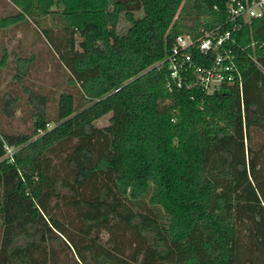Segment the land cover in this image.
<instances>
[{
    "label": "trees",
    "instance_id": "obj_1",
    "mask_svg": "<svg viewBox=\"0 0 264 264\" xmlns=\"http://www.w3.org/2000/svg\"><path fill=\"white\" fill-rule=\"evenodd\" d=\"M9 1L0 28L34 22L82 104L60 91L47 127L27 89L30 132L0 130V264H264V12L231 33L240 88L204 92L157 63L229 0Z\"/></svg>",
    "mask_w": 264,
    "mask_h": 264
},
{
    "label": "rangeland",
    "instance_id": "obj_2",
    "mask_svg": "<svg viewBox=\"0 0 264 264\" xmlns=\"http://www.w3.org/2000/svg\"><path fill=\"white\" fill-rule=\"evenodd\" d=\"M17 9L9 0H0V17L15 14ZM138 15V13H135ZM40 26H53L50 17L40 19ZM128 26L124 16L117 20V31L122 33ZM25 69V73L17 74ZM27 89L45 97L48 126L54 123L57 95L70 90L82 104L76 87L67 81L66 70L57 63L56 58L39 36L38 27L32 21H20L0 28V130L8 133L31 130L32 105L27 100ZM12 98L8 109L3 101ZM80 100V101H79ZM109 113L94 120L95 125L107 122ZM47 126V125H46ZM1 235V230H0Z\"/></svg>",
    "mask_w": 264,
    "mask_h": 264
},
{
    "label": "built area",
    "instance_id": "obj_3",
    "mask_svg": "<svg viewBox=\"0 0 264 264\" xmlns=\"http://www.w3.org/2000/svg\"><path fill=\"white\" fill-rule=\"evenodd\" d=\"M226 12L228 27L203 31L194 39L177 35L166 56L157 63L166 64L169 79L176 86L197 87L204 92H211L222 83H236L240 88V71L229 47L231 33L259 17L264 12V0H229ZM167 86H170L169 81ZM46 125L48 127V123ZM4 148V156L12 160L13 149L5 144Z\"/></svg>",
    "mask_w": 264,
    "mask_h": 264
}]
</instances>
